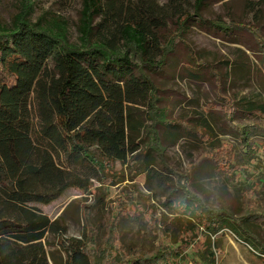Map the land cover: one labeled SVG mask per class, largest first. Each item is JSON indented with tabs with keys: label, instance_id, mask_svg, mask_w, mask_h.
<instances>
[{
	"label": "trees",
	"instance_id": "trees-1",
	"mask_svg": "<svg viewBox=\"0 0 264 264\" xmlns=\"http://www.w3.org/2000/svg\"><path fill=\"white\" fill-rule=\"evenodd\" d=\"M208 2L196 0L194 14L180 11L173 25L167 26L141 9L140 0L129 4L83 0L78 26L81 44L69 43L64 33L33 23L25 12L12 26L0 23V264H51L45 243L48 233L61 236L58 244L67 253L66 264H173L180 253L166 244L149 251L142 245H120L118 219L110 222L101 244L93 223L87 224L83 238H64L67 228L32 204H48L78 185L56 164V156L62 154L73 169L102 182L116 171V162L135 164L136 172L141 170L136 159L139 143L132 134L144 130L151 135L150 148L162 144L159 116L167 112L159 104L167 93L152 75H163L169 57L181 51L182 73L197 83L210 79L217 88L216 96L223 102H218L219 109L212 105L211 109L221 113L232 128L239 152L234 158L232 152L227 158L205 153L191 163L185 176L172 170L182 195L170 198L172 208L207 230L203 256L209 264L215 263V242L209 234L224 228L254 240L264 253L258 233L249 226L264 224V187L261 213H256L257 207L251 211L247 202L229 213L209 209L205 193L195 183L196 173L205 164L227 174L235 170L232 164L255 162L264 152V122L258 118L264 106L225 97L227 74L212 62L200 61L188 42L194 22L204 31L223 36L242 33L252 40L264 68L263 26L206 18L203 10ZM135 105L148 106L149 116L158 121L148 125L146 117L137 118L131 109ZM166 126L203 147L221 146L205 120L195 123L181 116ZM227 159L231 165L223 163Z\"/></svg>",
	"mask_w": 264,
	"mask_h": 264
},
{
	"label": "rangeland",
	"instance_id": "rangeland-1",
	"mask_svg": "<svg viewBox=\"0 0 264 264\" xmlns=\"http://www.w3.org/2000/svg\"><path fill=\"white\" fill-rule=\"evenodd\" d=\"M135 1L125 0V3ZM140 1L141 9L155 14L167 26H172L180 11L194 14L196 0ZM82 8L83 0H0V23L12 26L17 16L25 12L27 19L33 23L64 33L69 43L81 44L78 26ZM203 16L219 18L227 24L234 20L257 23L264 29V0H209ZM97 22L100 23L101 19H97ZM188 42L200 61L212 62L227 74L225 97H233L246 105L264 106V68L248 36L242 33L215 34L202 30L194 22ZM183 62L184 53L181 51L169 57L163 75H152L166 90V98L161 96L163 101L159 105L167 114L159 116V136L162 139L159 148H150L152 138L147 131L132 134L133 140L139 143L136 159L141 162V170L136 172L135 164L116 162V171L102 182L86 171L73 169L63 154L60 158L56 156V164L69 178L78 180V185L70 186L48 204L32 205L51 219H58L67 228L64 238H83L87 224L93 223L99 229L98 240L101 244L106 239L110 222L118 219L119 244L122 246L142 245L144 251H149L166 244L180 253L173 264H209L203 256L206 255L204 242L207 230L198 227L191 217L176 213L172 208L170 198L182 196L172 170H178L185 176L190 171L191 163L205 153H218L227 158L232 152L234 158V153L239 152V142L224 116L211 109V105L219 109L218 102H223L216 96L217 88L214 89L210 79L197 83L186 77L181 69ZM131 109H134L137 118L146 117L148 125L158 121L149 116L148 106L135 105ZM181 116L195 123L203 120L210 123L214 129L213 136L221 144L220 148L212 150L171 132L166 123ZM258 118L264 122V112ZM230 159L223 163L231 165ZM232 165L235 170L230 169L227 174L209 164L196 173V186L205 193L208 208L235 213L247 202L251 205V211L257 207L256 213H261L262 209L258 207L264 187V152L259 153L255 162L240 160ZM249 226L258 233L259 241L264 244V224L253 223ZM209 236L215 242L212 248L214 264H264L263 250L254 240L239 238L228 228ZM60 237L48 233L45 238L51 264H66L67 253L58 244Z\"/></svg>",
	"mask_w": 264,
	"mask_h": 264
}]
</instances>
